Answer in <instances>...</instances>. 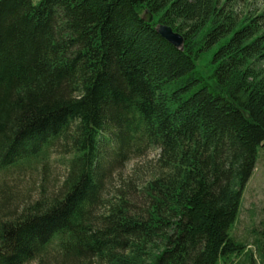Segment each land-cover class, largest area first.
I'll list each match as a JSON object with an SVG mask.
<instances>
[{
	"label": "trees",
	"instance_id": "obj_1",
	"mask_svg": "<svg viewBox=\"0 0 264 264\" xmlns=\"http://www.w3.org/2000/svg\"><path fill=\"white\" fill-rule=\"evenodd\" d=\"M239 1L0 0V264L245 252L231 230L264 146V10ZM147 147L160 152L142 190L106 196L108 170ZM53 154L66 160L59 190L22 206L8 177ZM258 234L264 264V224Z\"/></svg>",
	"mask_w": 264,
	"mask_h": 264
},
{
	"label": "rangeland",
	"instance_id": "obj_2",
	"mask_svg": "<svg viewBox=\"0 0 264 264\" xmlns=\"http://www.w3.org/2000/svg\"><path fill=\"white\" fill-rule=\"evenodd\" d=\"M238 9L251 13L262 11L264 10V0H240ZM208 61V56L203 58L200 61V67L204 68ZM143 150L142 154L132 155L125 163L114 165L108 170L109 173L104 186L106 196H114L118 189L127 187L128 182L133 184L132 187H139L140 191L146 182L152 178L160 151L156 147H147ZM46 163L45 166L38 164L33 171L16 178L8 177L10 186L14 188L13 194L17 196V200L22 206L26 201L37 199L41 191L53 194L59 190L67 172L66 160H62L59 155L53 154ZM263 224L264 146H259L255 169L243 192L240 214L231 230V234L246 245V250L243 254L234 256L227 264H261L257 239L259 237L258 231ZM26 264L38 263L33 261Z\"/></svg>",
	"mask_w": 264,
	"mask_h": 264
},
{
	"label": "water",
	"instance_id": "obj_3",
	"mask_svg": "<svg viewBox=\"0 0 264 264\" xmlns=\"http://www.w3.org/2000/svg\"><path fill=\"white\" fill-rule=\"evenodd\" d=\"M143 18L151 23L154 20V15L150 10H146ZM157 32L164 38L166 39L169 43L174 45L176 48L183 50L184 48V42H185V37L183 34L175 31L173 27L167 24L159 23L156 26Z\"/></svg>",
	"mask_w": 264,
	"mask_h": 264
}]
</instances>
